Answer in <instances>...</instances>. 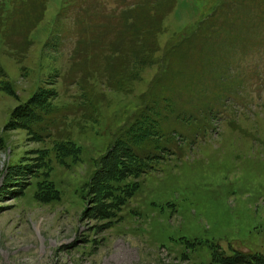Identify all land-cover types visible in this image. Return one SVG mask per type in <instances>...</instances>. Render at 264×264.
Returning <instances> with one entry per match:
<instances>
[{
	"label": "rangeland",
	"instance_id": "374dc122",
	"mask_svg": "<svg viewBox=\"0 0 264 264\" xmlns=\"http://www.w3.org/2000/svg\"><path fill=\"white\" fill-rule=\"evenodd\" d=\"M136 1L47 0L24 52L0 37V264H219L221 255L236 252L264 257V0H242L244 6L176 0L166 15V9L157 15L140 9L137 20L154 26L158 51L130 93L111 90L90 71L78 69L69 79L91 17L95 29L110 25L116 22L110 17ZM253 8L262 12L258 20ZM212 20L225 25L211 27L208 44L201 37L185 42ZM42 90L54 92L52 105L63 109L48 116L60 129L47 127L54 140L80 113L98 107L97 123L71 129L78 159L60 164L49 139L37 143L8 128L15 108ZM79 103L81 111L71 114ZM144 104L162 140L140 154H161L158 147L173 156L119 183L136 186L116 201L111 219H99L87 196L95 162ZM64 112L61 129L57 115ZM42 184L58 198L40 199Z\"/></svg>",
	"mask_w": 264,
	"mask_h": 264
},
{
	"label": "trees",
	"instance_id": "16d2710c",
	"mask_svg": "<svg viewBox=\"0 0 264 264\" xmlns=\"http://www.w3.org/2000/svg\"><path fill=\"white\" fill-rule=\"evenodd\" d=\"M141 1L143 0H137L131 6L129 5L126 8L127 11H123L118 17H110L111 19H116V22L110 25L104 23L106 26H101L98 29H95V25H97L96 19L91 17L93 25H88L91 28L89 30L86 29L85 37L78 45L77 54L72 55L74 56L72 58L73 62L78 61L76 63L77 68H75L74 72L70 73L69 79L75 77L74 74H77L78 69L83 70L84 74H87L86 71H90L89 76L92 74L101 81L103 79L104 84L111 90L117 92L124 91V93L128 92L132 83L134 84L141 80L143 69L154 63L153 56L157 53L158 49L155 46V40H153L155 36L153 34L155 31L154 26L145 24V20H137V12L139 13L140 9H148L150 13L157 15L161 10L164 11L166 9L168 11H165L164 15H166L172 11L176 0H146L144 2H149L145 5L140 4ZM46 2L47 0H10L7 7L1 3L0 37L2 42L5 43L6 40H9L14 50L18 51L21 49L24 52V47L22 48V46L24 43H29V33L42 20ZM137 3H139V6H136V8H140L134 9L132 6L134 4L137 5ZM228 3L233 4V2ZM237 3L239 6H244V1L242 0H238ZM234 8H238V6H229L227 10L231 11ZM253 12L258 20L262 12H256L254 8ZM138 16H140V13ZM82 19L79 18L78 22ZM106 19L109 20L108 17ZM220 20H212L206 25L201 23L194 34L183 37L185 38V42L195 37H201V44H208L214 37H211V33L215 32L211 27L216 26L217 31L225 25ZM153 21H156L155 17L152 23ZM83 23H78L79 28ZM100 35H103L104 39H101ZM14 37L21 39L20 43H17L18 39L16 38V43L13 39H10ZM0 79H4V76H0ZM1 89L9 95L15 96V93L9 86L2 87ZM54 96V92L42 90L36 93L25 104L17 106L11 115L12 121L9 122L8 128L25 131L30 140L37 143L43 142L44 139H49L53 143V151L58 163L63 164L65 158L76 160L80 154V149L71 140V129L79 128L81 131L85 130L87 123L91 121L98 122L99 113H97V106L90 110L91 115L85 110L83 115L79 114L78 119L75 120V124L67 127V134H62L63 136L60 140H54L52 131H49L47 128L51 127L52 130H57L56 132L59 134L60 129L58 131V128L50 125L51 120L49 121L48 119L49 115L59 110L51 103ZM86 97L82 99H86ZM84 102L88 104L87 101ZM80 104L75 105L71 109V114L81 111L80 108L83 106H80ZM145 105L142 107V112L145 114L138 110L131 124L129 126L126 125L123 129L122 127L119 129L115 142L108 148L106 154L95 162V170L87 186L89 189L87 196L92 198L90 201L94 205L92 211L95 212V216L99 219H111L112 212L119 206L116 201L122 202L125 200L128 197L127 194L130 191L128 190L130 186H132L133 190L134 186H136L125 183L119 187V183H123L130 178L137 179L154 170L156 164L165 160L164 157L173 156L172 153H169L168 149L158 147L153 148L160 151L161 154H140L142 148L148 149L150 145L154 143L159 144L162 140V137L158 135V121L151 120L148 117L150 109ZM63 114L65 115H57L58 119L61 120V129L66 128V116L69 115H66L65 112ZM75 114L73 116L77 118ZM17 172L19 171L16 169L15 173ZM47 185L42 184L39 187L41 193L40 199H57V196L47 191ZM218 263L264 264V257L257 254L236 252L229 257L221 255Z\"/></svg>",
	"mask_w": 264,
	"mask_h": 264
}]
</instances>
